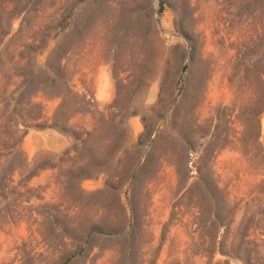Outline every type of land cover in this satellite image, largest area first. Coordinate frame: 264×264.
Masks as SVG:
<instances>
[{
    "label": "rangeland",
    "instance_id": "374dc122",
    "mask_svg": "<svg viewBox=\"0 0 264 264\" xmlns=\"http://www.w3.org/2000/svg\"><path fill=\"white\" fill-rule=\"evenodd\" d=\"M0 83V264H264V0H0Z\"/></svg>",
    "mask_w": 264,
    "mask_h": 264
},
{
    "label": "trees",
    "instance_id": "16d2710c",
    "mask_svg": "<svg viewBox=\"0 0 264 264\" xmlns=\"http://www.w3.org/2000/svg\"><path fill=\"white\" fill-rule=\"evenodd\" d=\"M10 87L9 84L0 83V162L15 151L20 140L19 132L40 125L37 121L42 116L34 114L31 109L34 96L22 99L24 86L18 85L12 91ZM250 262L252 259H248Z\"/></svg>",
    "mask_w": 264,
    "mask_h": 264
}]
</instances>
